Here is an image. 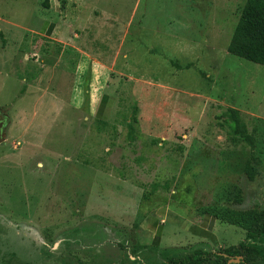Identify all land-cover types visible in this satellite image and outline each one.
Instances as JSON below:
<instances>
[{"label":"rangeland","instance_id":"374dc122","mask_svg":"<svg viewBox=\"0 0 264 264\" xmlns=\"http://www.w3.org/2000/svg\"><path fill=\"white\" fill-rule=\"evenodd\" d=\"M243 1L0 0V264H156L244 240L219 223L220 245L165 251L133 232L165 206H264V66L226 51Z\"/></svg>","mask_w":264,"mask_h":264},{"label":"trees","instance_id":"16d2710c","mask_svg":"<svg viewBox=\"0 0 264 264\" xmlns=\"http://www.w3.org/2000/svg\"><path fill=\"white\" fill-rule=\"evenodd\" d=\"M226 51L232 55L264 66V0H244L239 10L236 22L232 28ZM224 122L231 133L238 135L249 144L250 135L243 133L237 117L232 113ZM247 157L244 154V161ZM247 176H251L254 167H245ZM234 192L224 193V201L230 204ZM218 200V199H217ZM239 203L238 200H233ZM210 210V209H209ZM223 222L243 227L244 240L236 244L227 245L218 250H203L193 248L188 254L168 255L156 264H261L264 261V206L257 209H234L228 205L205 211ZM151 247L156 248V243ZM165 251L171 248L163 249Z\"/></svg>","mask_w":264,"mask_h":264},{"label":"crops","instance_id":"0c3cea01","mask_svg":"<svg viewBox=\"0 0 264 264\" xmlns=\"http://www.w3.org/2000/svg\"><path fill=\"white\" fill-rule=\"evenodd\" d=\"M53 28V20L49 18L41 22L37 31L42 36L50 37L55 33ZM188 213L185 218H182L169 210L167 206L157 208L148 217H137L141 219L133 228V232L139 241L156 243V247L160 249L179 247L194 242L203 246H210L215 243L220 245L214 232L219 223L225 222H220L219 219L200 211L198 208H191ZM167 221L172 224L166 226ZM195 238L197 239L195 240ZM161 242L164 244L163 247L160 246Z\"/></svg>","mask_w":264,"mask_h":264},{"label":"water","instance_id":"95a60500","mask_svg":"<svg viewBox=\"0 0 264 264\" xmlns=\"http://www.w3.org/2000/svg\"><path fill=\"white\" fill-rule=\"evenodd\" d=\"M1 119V118H0ZM3 140L2 121L0 120V142Z\"/></svg>","mask_w":264,"mask_h":264}]
</instances>
